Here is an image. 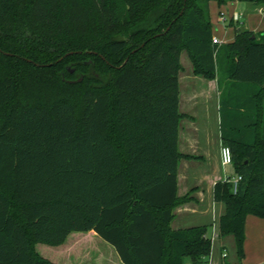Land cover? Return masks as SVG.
<instances>
[{
  "label": "trees",
  "instance_id": "1",
  "mask_svg": "<svg viewBox=\"0 0 264 264\" xmlns=\"http://www.w3.org/2000/svg\"><path fill=\"white\" fill-rule=\"evenodd\" d=\"M210 1L264 7L0 0V264H57L49 249L89 231L122 264L209 262L212 224H171L196 201V188L178 193L179 163L194 158L178 146L184 51L218 84L221 144L241 180L235 193L213 185L217 239L231 236L242 264L246 217L264 216V33L239 22L213 44Z\"/></svg>",
  "mask_w": 264,
  "mask_h": 264
},
{
  "label": "crops",
  "instance_id": "2",
  "mask_svg": "<svg viewBox=\"0 0 264 264\" xmlns=\"http://www.w3.org/2000/svg\"><path fill=\"white\" fill-rule=\"evenodd\" d=\"M230 2H238V1H230ZM248 4L249 3H247V5ZM254 9L263 14L262 8L259 7V8H254ZM245 26L249 30H252L253 33H255L254 29L248 27L246 20H245ZM181 57H182V54L180 56V63H181ZM188 60H189V57H188ZM181 65L183 67L182 63ZM190 67H191L192 78L193 79L195 78L201 83H200V86H197V87L191 86V87H187L184 89L183 83H181V73L184 71V67L179 72L178 110L180 113L184 114V117L180 121L178 146H179V150L183 154L194 156V158L181 159V162L179 163L178 171L180 169L182 162L184 161L203 162L204 157H205V146L206 145L203 139L206 138L205 137L206 133L204 131L197 133V139H198L197 144L198 145L196 147L199 149H196L197 150L196 154H194V152H188V150H186L187 147L185 148V146L183 145L182 142H184V138H183L184 136H182V132H183L182 127H183V123H185L186 120L191 121L192 123L197 120L202 121V122H208L211 120L216 121L217 129L219 132V143L221 146V139H220L221 129L219 128L221 113L219 111L218 84L215 78L208 80L202 77L201 75L193 73V67L191 66V62H190ZM214 89L216 91L215 97L212 94ZM187 99L189 102L191 101L194 102L195 107L198 108V109L192 110L191 111L192 114H189L184 109V106H185L184 102L187 101ZM192 138H195V136H193ZM218 159H219V153H218ZM222 170H223L222 167L221 169L219 168V175H217L218 180H221L223 178L224 172ZM220 172L222 173L220 174ZM179 180L180 179L178 177V193L180 192L179 191ZM216 181L212 182V185L209 187V190H208V192L210 193V200L208 198L207 200H205V197H204L205 193L203 192V189L198 186V184L194 187H191V188H196L193 194L196 201L184 203L181 206H178L176 208V211H175L176 216L171 222L172 227L174 229L183 228L184 226L198 225V224H207V225L212 224V227H209L211 228L210 230L211 236L213 238L214 237L217 238V225L214 220L222 212L223 207L220 204L215 203L212 198L213 197V192H212L213 185ZM186 191L187 190H185V192ZM185 192L179 193V195H182ZM245 222H246V225H245V238L246 239L244 242L243 254H244V251L248 252V250L250 249L249 246L252 245L254 241H257L256 243L258 244V246H260V248H262V244L264 243V216L260 218L254 215H248L246 217ZM97 238L98 237L94 231H89V233L74 232L67 238V240L62 245L58 246L57 248L49 249L50 253L57 255V258L54 259L51 257V259L56 261L57 264L58 263L59 264H122V262H120L119 260V257H117L113 247L107 242H103L102 240H97ZM89 241L92 243H95L96 246L99 245L100 251H97V247L96 249H89V250L87 248H83L85 247L86 244H89L88 243ZM218 241L220 242L221 253L224 251L228 257V250H229L228 245L231 242H233V238L229 236V237H225L224 239H218ZM95 250H96V254H95ZM211 261H212V255L209 259V262ZM243 262H244V258L242 260V264H244ZM247 264H257V263L254 262V263H247Z\"/></svg>",
  "mask_w": 264,
  "mask_h": 264
},
{
  "label": "rangeland",
  "instance_id": "3",
  "mask_svg": "<svg viewBox=\"0 0 264 264\" xmlns=\"http://www.w3.org/2000/svg\"><path fill=\"white\" fill-rule=\"evenodd\" d=\"M209 6V19H210V25H211V31L212 35L216 36L220 42H230L234 40L235 34H234V22L231 20V16L237 12L241 13V20L240 22H243L245 26V20L249 28L254 29L255 32L261 33L264 31V15L261 12L256 11L254 8H259V5L251 4L249 3L247 5L246 2L238 1V2H224L223 4H218L215 1H210ZM264 8V7H260ZM254 9V10H252ZM244 13V14H243ZM224 15V19L221 18V16ZM181 63L183 64L184 71L181 73V83H183V88L191 87V86H200V81L196 80L195 78H192L191 73V67L190 62L188 60L187 54L182 52L181 57ZM215 97L216 91L214 89L212 93ZM185 106L184 109L189 114H192V110L198 109L195 107L194 102L187 101L184 102ZM182 136H184V142L183 145L185 146L186 150L188 152H194V154L197 153L196 146L198 145V139H197V133L198 132H205V139L203 141L205 142V157L203 162L201 161H191V162H182L180 169L178 171V177H179V193L185 192V190L190 189L191 187H194L198 184L199 187L203 189V192L205 193V200L207 198L210 200V193L208 192L209 187L212 185L213 181L218 180L219 175V168L221 169L220 160L218 159V153L220 148L219 143V132L217 129V122L216 121H208V122H202V121H185L183 123L182 127ZM195 136V138H192ZM194 142H193V141ZM188 141V142H187ZM187 142V143H186ZM194 143V144H193ZM196 143V144H195ZM196 150V151H195ZM232 166H228L224 173L232 174ZM223 171V170H222ZM222 172H220L221 174ZM215 221V220H214ZM211 228L208 229L209 234L211 233ZM97 240H101L98 239ZM102 242V241H101ZM257 241H254L252 245H250V249L248 252L244 251V264L247 263H254L257 264H264V243L262 244V248L258 246L256 243ZM89 244H86L85 247L89 249H96L97 251H100V246L92 242H88ZM105 244V243H104ZM44 245L38 247V251L41 253L43 251L42 247ZM95 247V248H94ZM228 257L225 258V261L228 263H235L237 256L235 254V247L234 243L231 242L228 245ZM221 249H220V242L216 237L213 238L212 243V263L211 262H202L200 264H220V260L222 258ZM96 254V250H95ZM94 260V259H93ZM92 260V261H93ZM90 261V260H89Z\"/></svg>",
  "mask_w": 264,
  "mask_h": 264
},
{
  "label": "built area",
  "instance_id": "4",
  "mask_svg": "<svg viewBox=\"0 0 264 264\" xmlns=\"http://www.w3.org/2000/svg\"><path fill=\"white\" fill-rule=\"evenodd\" d=\"M241 16H242V14L240 12L239 13L235 12L231 16V20L234 23H239L240 20L242 19ZM221 18L224 19V15L221 16ZM212 43L217 44V45L222 44V42H220L216 36H213ZM219 160L221 162V167L223 169V172L228 166H232L233 160H232V153H231V149H230L229 145L221 144L220 149H219ZM222 179L226 182L231 183L232 191L235 193L236 189H237V185H238L239 181L241 180V176L237 175V174H233V173L228 174V175L226 173H223ZM212 239H213V237H212ZM221 254L224 258L227 257V254L224 251Z\"/></svg>",
  "mask_w": 264,
  "mask_h": 264
},
{
  "label": "water",
  "instance_id": "5",
  "mask_svg": "<svg viewBox=\"0 0 264 264\" xmlns=\"http://www.w3.org/2000/svg\"><path fill=\"white\" fill-rule=\"evenodd\" d=\"M262 12H263V15H264V8H263V10H262ZM263 33H264V31H263ZM255 36H253V38H254ZM126 62V61H125ZM81 80V78L80 79H78V81H80Z\"/></svg>",
  "mask_w": 264,
  "mask_h": 264
}]
</instances>
